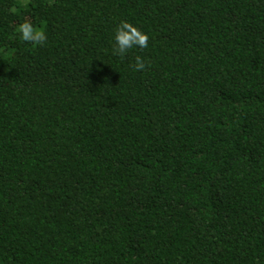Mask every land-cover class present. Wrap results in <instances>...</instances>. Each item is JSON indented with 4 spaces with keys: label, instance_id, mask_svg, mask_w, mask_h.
<instances>
[{
    "label": "trees",
    "instance_id": "trees-1",
    "mask_svg": "<svg viewBox=\"0 0 264 264\" xmlns=\"http://www.w3.org/2000/svg\"><path fill=\"white\" fill-rule=\"evenodd\" d=\"M0 264H264V0H0Z\"/></svg>",
    "mask_w": 264,
    "mask_h": 264
},
{
    "label": "clouds",
    "instance_id": "clouds-1",
    "mask_svg": "<svg viewBox=\"0 0 264 264\" xmlns=\"http://www.w3.org/2000/svg\"><path fill=\"white\" fill-rule=\"evenodd\" d=\"M16 34L22 42L31 43L36 46H44L48 39L44 29L35 27L28 20L17 26ZM148 41L149 36L146 33L128 21H121L115 29L112 53L123 58L134 47L147 48ZM130 67L134 72H143L147 69L148 62L137 55L134 64Z\"/></svg>",
    "mask_w": 264,
    "mask_h": 264
}]
</instances>
